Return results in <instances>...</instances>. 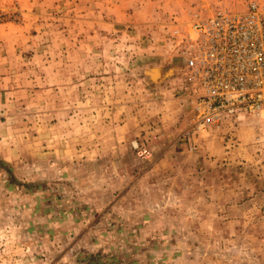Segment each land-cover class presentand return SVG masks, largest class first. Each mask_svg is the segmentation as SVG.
Instances as JSON below:
<instances>
[{"label": "rangeland", "instance_id": "1", "mask_svg": "<svg viewBox=\"0 0 264 264\" xmlns=\"http://www.w3.org/2000/svg\"><path fill=\"white\" fill-rule=\"evenodd\" d=\"M253 1L0 0V264H264V113L185 61Z\"/></svg>", "mask_w": 264, "mask_h": 264}, {"label": "built area", "instance_id": "2", "mask_svg": "<svg viewBox=\"0 0 264 264\" xmlns=\"http://www.w3.org/2000/svg\"><path fill=\"white\" fill-rule=\"evenodd\" d=\"M186 50L189 79L212 112L203 116L207 122L264 113V0L197 21Z\"/></svg>", "mask_w": 264, "mask_h": 264}, {"label": "water", "instance_id": "3", "mask_svg": "<svg viewBox=\"0 0 264 264\" xmlns=\"http://www.w3.org/2000/svg\"><path fill=\"white\" fill-rule=\"evenodd\" d=\"M153 71H155V70H153ZM157 71H158V70H157ZM158 73H159V71H158ZM151 76L154 78V76H153V72H152ZM158 78H159V77L154 78V79H158Z\"/></svg>", "mask_w": 264, "mask_h": 264}, {"label": "bare ground", "instance_id": "4", "mask_svg": "<svg viewBox=\"0 0 264 264\" xmlns=\"http://www.w3.org/2000/svg\"><path fill=\"white\" fill-rule=\"evenodd\" d=\"M156 71V70H155ZM157 75V72H155V76Z\"/></svg>", "mask_w": 264, "mask_h": 264}]
</instances>
